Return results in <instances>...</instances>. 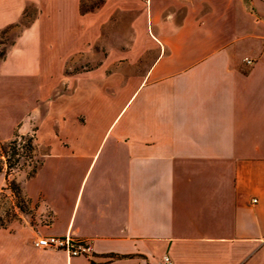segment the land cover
I'll list each match as a JSON object with an SVG mask.
<instances>
[{"label":"crops","instance_id":"crops-1","mask_svg":"<svg viewBox=\"0 0 264 264\" xmlns=\"http://www.w3.org/2000/svg\"><path fill=\"white\" fill-rule=\"evenodd\" d=\"M30 7L0 58V143L41 100L58 135L0 264H264V0H0V33ZM66 234L90 253L33 245Z\"/></svg>","mask_w":264,"mask_h":264},{"label":"rangeland","instance_id":"rangeland-1","mask_svg":"<svg viewBox=\"0 0 264 264\" xmlns=\"http://www.w3.org/2000/svg\"><path fill=\"white\" fill-rule=\"evenodd\" d=\"M103 4L104 0H79V11L80 13L96 11ZM37 14V9L28 8L26 15L18 24L19 26L0 33V58L5 55L6 49L15 39L20 27L28 24ZM96 49L98 54L95 57L101 63L108 57L105 45L101 43L96 46ZM116 58L122 59V57ZM127 60L122 61L127 62ZM91 65V61L84 60L82 69L85 70ZM115 67L116 70H119V66ZM80 69L78 65L72 66V68L65 67L64 73H75ZM107 72H110V69ZM58 90V87L52 88L50 98L55 94L57 95ZM47 113L48 106L41 100L39 118L31 120L29 132L17 133L12 139L0 143V225L11 220L23 221L24 218L34 215L33 206L24 193L23 182L32 175L34 169L38 168L41 156L48 151V146L55 145V133L58 135V123L57 120L55 121L57 118L53 119L54 122L52 120V124L49 120L43 121L49 117ZM28 143H31L32 148L30 150L27 149Z\"/></svg>","mask_w":264,"mask_h":264},{"label":"built area","instance_id":"built-area-1","mask_svg":"<svg viewBox=\"0 0 264 264\" xmlns=\"http://www.w3.org/2000/svg\"><path fill=\"white\" fill-rule=\"evenodd\" d=\"M247 63L251 60L245 58ZM255 201V199H253ZM33 245L38 248H52L64 251L69 256H75L80 254H89L90 246L85 242L72 237L69 234L56 236V235H40L34 241ZM164 262L170 264L171 261L168 256L164 257Z\"/></svg>","mask_w":264,"mask_h":264},{"label":"trees","instance_id":"trees-1","mask_svg":"<svg viewBox=\"0 0 264 264\" xmlns=\"http://www.w3.org/2000/svg\"><path fill=\"white\" fill-rule=\"evenodd\" d=\"M31 148H32V147H31V143H28V147H27V149L30 150ZM13 152H14V151H13ZM34 172H35V169L33 170V173H34ZM33 173H32V174H33Z\"/></svg>","mask_w":264,"mask_h":264}]
</instances>
